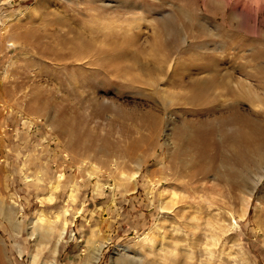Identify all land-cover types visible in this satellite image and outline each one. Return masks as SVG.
I'll return each mask as SVG.
<instances>
[{
	"label": "rangeland",
	"instance_id": "1",
	"mask_svg": "<svg viewBox=\"0 0 264 264\" xmlns=\"http://www.w3.org/2000/svg\"><path fill=\"white\" fill-rule=\"evenodd\" d=\"M34 124L76 185L5 150ZM103 185L149 195L148 227L101 216ZM101 244L96 264H264V0H0V264Z\"/></svg>",
	"mask_w": 264,
	"mask_h": 264
},
{
	"label": "crops",
	"instance_id": "2",
	"mask_svg": "<svg viewBox=\"0 0 264 264\" xmlns=\"http://www.w3.org/2000/svg\"><path fill=\"white\" fill-rule=\"evenodd\" d=\"M10 131H11L10 134L9 135L7 134L8 135L7 141L3 139L2 143L4 144L8 143V146L7 148H5V150L11 155H13L12 159L14 158V155H15L17 157V160L22 159V165H25L26 167H27V164L38 162L40 164V168H39L40 172H43L46 175H49L50 172L58 173L59 177L60 175H64V177H66V180L72 179L71 181H74V185H76L75 180H74L76 176L72 177V175L66 174L64 170L65 163L64 161H62L60 152H58L56 148L52 147L53 142L50 140L49 135L40 133V129L37 126V124L31 125L28 128H26V130L22 132L23 134L22 136L17 135L18 132L21 133V131H18L17 129H14V130L11 129ZM13 135H15V137H13ZM6 157L9 158L8 155H6ZM6 162L9 163L11 162V160L10 161L7 160ZM96 183H97V186L100 185L97 181ZM62 185L65 186L64 183H62ZM106 189H108V191H105ZM136 190H137V187L134 186V188H132L131 190L129 191L123 190L122 192L119 189L116 190V188L112 189L109 186L103 185L98 189L99 194H96L95 196L96 197L95 203L99 202V205H100L99 207H96V208H99L102 210L101 216L103 215V213L105 214L113 213L112 215L115 214V216L117 217L116 209L118 206L121 205L123 208V213L128 214L129 212H131L132 214H135L134 218L136 217L140 219L136 224V223H132V220L128 218H124L121 223L124 230L131 229L130 227H127V228L125 227V226H130L131 223H132L131 227H133L135 230L137 231L145 230V228L148 227V224L151 223V219L154 216L153 215L154 209L152 208L153 200L151 199L149 195L141 196L139 194L138 195L134 194ZM86 196L88 195L86 194ZM90 202L94 203V199L85 201V199L83 198V200L81 201V207H79L76 210L75 214L73 215V218L75 221L79 219L77 217L82 218V215L86 212V206ZM13 212L14 210L12 209V207H10L6 209V211L4 212V215L7 219L10 220L11 216L13 215ZM117 214H119V217L122 215L121 213H119V211L117 212ZM37 220H39V218H37ZM102 222L104 225L105 224L107 225L106 221H102ZM15 225L19 226V223L17 222L15 223ZM117 226L118 225L116 224L115 227ZM100 228H102V225H100ZM60 232H59V235H61ZM64 233L65 231L63 232V234ZM57 243L58 241L56 242V244ZM101 245H99V247L102 250L103 244ZM93 248L94 247L90 248V250H92ZM59 249H60L59 246L57 248L55 245L53 252H57V251L59 252ZM63 252L66 253L65 254L66 256L68 255L66 251H63ZM90 252L92 251H89V253ZM99 257H100V253H99Z\"/></svg>",
	"mask_w": 264,
	"mask_h": 264
},
{
	"label": "bare ground",
	"instance_id": "3",
	"mask_svg": "<svg viewBox=\"0 0 264 264\" xmlns=\"http://www.w3.org/2000/svg\"><path fill=\"white\" fill-rule=\"evenodd\" d=\"M92 172V171H91ZM61 176V175H60ZM160 208H161V210L163 211V210H165L166 209V207L164 206V205H162L161 204V206H160ZM9 213V212H8ZM6 214V213H5ZM15 223H17V222H15ZM63 230V231H62ZM61 230V232H60V234L62 235L63 234V232L65 231L64 229H62ZM60 235V236H61ZM146 236V235H145ZM142 239H145L144 238V236H142L141 238H140V240H142ZM139 240V241H140ZM142 246H143V244H142ZM141 246V247H142ZM92 248V247H91ZM100 247L98 246V247H94L92 250H90V251H92V252H90L87 256H88V258H86L87 259V261H86V263L85 264H96V262L98 261V258H99V253H100ZM125 250H126V247H124V246H120V247H118V249H117V252H116V258L114 257L113 258V261H112V264H131V262H129V260L128 261H126V260H122L121 262H118L117 260V258L119 257V256H122V254H124V252H125ZM127 252V251H126ZM33 259V258H32ZM135 263V262H134Z\"/></svg>",
	"mask_w": 264,
	"mask_h": 264
}]
</instances>
